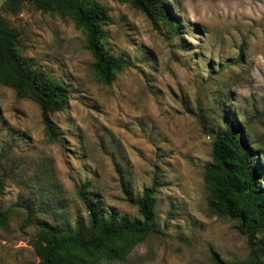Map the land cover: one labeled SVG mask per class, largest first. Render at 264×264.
<instances>
[{
    "label": "rangeland",
    "instance_id": "rangeland-1",
    "mask_svg": "<svg viewBox=\"0 0 264 264\" xmlns=\"http://www.w3.org/2000/svg\"><path fill=\"white\" fill-rule=\"evenodd\" d=\"M104 45L130 62L110 85L94 77L81 30L25 3L0 15L19 32L20 52L68 90L58 131L47 140L41 108L0 84V264H39V225H87L77 192L103 213L138 219L131 199L156 187L157 233L121 261L104 264H212L248 257L237 222L208 207L203 180L212 138L228 120L246 128L264 161V0H168L177 24L152 23L118 0ZM241 55V60H238ZM264 260V259H263Z\"/></svg>",
    "mask_w": 264,
    "mask_h": 264
},
{
    "label": "trees",
    "instance_id": "trees-1",
    "mask_svg": "<svg viewBox=\"0 0 264 264\" xmlns=\"http://www.w3.org/2000/svg\"><path fill=\"white\" fill-rule=\"evenodd\" d=\"M128 3L152 23L176 26L177 19L168 0H118ZM29 3L44 13H56L70 19L82 31L87 50L93 56L94 77L110 85L130 62L115 57L105 48V30L109 18L98 0H4L8 14L17 13ZM19 32L0 15V84L20 98L29 99L41 108V120L47 140L58 137L51 116L62 111L68 101V90L48 73L35 69L20 48ZM238 60H241V55ZM211 159L204 165L203 180L210 190L208 207L213 214L237 222L236 229L245 236L248 257L233 262L223 261L212 252V264H264V161L261 149L249 139L246 128L237 120L212 138ZM3 156L0 154V162ZM83 183L77 192L87 212V225L49 227L39 225L31 245L39 264H104L123 260L139 242L157 233L155 195L150 187L131 202L139 218L105 214L92 203ZM4 189L0 179V193ZM9 213L0 210V225H7ZM104 262V263H103Z\"/></svg>",
    "mask_w": 264,
    "mask_h": 264
}]
</instances>
